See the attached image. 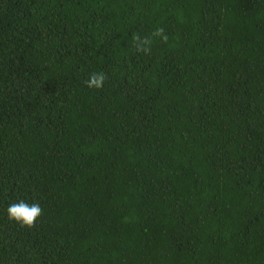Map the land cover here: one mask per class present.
<instances>
[{"label": "trees", "instance_id": "1", "mask_svg": "<svg viewBox=\"0 0 264 264\" xmlns=\"http://www.w3.org/2000/svg\"><path fill=\"white\" fill-rule=\"evenodd\" d=\"M0 264H264V0H0Z\"/></svg>", "mask_w": 264, "mask_h": 264}, {"label": "clouds", "instance_id": "2", "mask_svg": "<svg viewBox=\"0 0 264 264\" xmlns=\"http://www.w3.org/2000/svg\"><path fill=\"white\" fill-rule=\"evenodd\" d=\"M155 37H160L163 40H167V36L164 34L163 28H157L153 33ZM138 40V49L148 52L150 49L148 45L150 44V39H140ZM105 74L103 72L94 73L88 77L86 84L88 88L101 89L105 84ZM7 216L10 220L23 225L31 227L37 219L42 215L43 209L39 203H26L24 200L18 202H12L8 205Z\"/></svg>", "mask_w": 264, "mask_h": 264}]
</instances>
